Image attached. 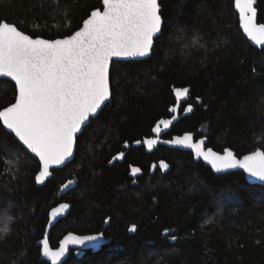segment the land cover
Listing matches in <instances>:
<instances>
[{"label":"trees","instance_id":"trees-1","mask_svg":"<svg viewBox=\"0 0 264 264\" xmlns=\"http://www.w3.org/2000/svg\"><path fill=\"white\" fill-rule=\"evenodd\" d=\"M101 2L0 0V21L33 37L62 38ZM160 5L164 26L151 57L113 63L111 100L78 137L74 160L46 184L35 180L38 160L0 127V226L14 218L0 239V264H49L36 244L61 201L72 209L50 233L53 248L68 233L104 231L111 240L97 253H70L64 264H264V187L241 172L215 175L189 152L135 146L171 117L175 89L188 88L193 112L181 110L166 139L191 133L238 157L264 151V48L245 37L234 0ZM254 7L264 23V0ZM15 94V85L0 79V109ZM133 167L142 171L136 179ZM69 180L72 188L58 200Z\"/></svg>","mask_w":264,"mask_h":264},{"label":"snow or ice","instance_id":"snow-or-ice-1","mask_svg":"<svg viewBox=\"0 0 264 264\" xmlns=\"http://www.w3.org/2000/svg\"><path fill=\"white\" fill-rule=\"evenodd\" d=\"M255 3L256 0H234V7L239 10L243 32L255 44L264 46V23L257 22ZM163 24L158 0H102L101 7L91 10L78 30L62 38H34L16 24L0 21V76L10 77L17 89L14 102L0 109V127L10 130L18 143L38 157L42 170L36 175V182L44 183L53 166L70 162L90 117L95 118L109 100L113 58L150 56L154 40L162 35ZM188 94V88L175 89L177 103L170 108L173 116L159 120L152 129L157 138L176 119L180 100ZM192 110L190 104L185 109L189 113ZM146 143L151 149L157 139H148ZM165 143L191 149L196 158H202L217 172L240 168L264 181V151H254L242 159L231 150L221 155L212 148L205 149V140L194 141L192 134ZM123 156L121 152L117 158ZM160 166L168 167L163 162ZM140 171L131 168L133 175ZM72 183L69 180L63 187L67 189ZM68 208L64 203L52 209V219ZM135 230L133 225L131 231ZM102 237L103 233L69 234L58 250H53L45 235L40 241L42 255L51 264H60L69 245L88 243L98 247ZM171 238L176 239L174 235Z\"/></svg>","mask_w":264,"mask_h":264},{"label":"water","instance_id":"water-1","mask_svg":"<svg viewBox=\"0 0 264 264\" xmlns=\"http://www.w3.org/2000/svg\"><path fill=\"white\" fill-rule=\"evenodd\" d=\"M158 2L160 3V0H158ZM101 5H102V2H101ZM237 10H238V9H237ZM238 12H239V10H238ZM162 19H163V18H162ZM163 21H164V20H163ZM163 26H164V24H163ZM241 27H242V25H241ZM242 30H243V29H242ZM243 33H244V32H243ZM244 35H245V37L248 39V41L250 42L251 45H253V46H255V47H259V48H264V46L257 45V44H255L254 41H251L250 38L247 37L246 33H244ZM34 38H35V37H34ZM41 38H42V37H41ZM155 41H156V40H154V46H155ZM151 55H152V53H151L150 56H148V57H138V58H113L112 65H113L114 62H130V61H141V60H146V59H149V58L151 57ZM112 65L110 66V78H111V69H112ZM0 79L9 80L10 82H12V83L15 85V82L12 81L10 77H3V76H0ZM110 90H111V95H110L109 100L106 101L104 105H102V107H101L100 110H98L97 114H95V118L99 115V113H100L101 110L106 106V104L111 100V97H112L111 83H110ZM16 93H17V89H16ZM174 96H175V91H174ZM188 98H189V94H188V97H187V98H181V100H180V110H181L182 105L185 104V103L187 102ZM175 99H176V103H177V98H176V96H175ZM175 105H176V104H175ZM188 105H189V104H188ZM188 105H187V106H188ZM187 106H186V108H187ZM191 106H192V105H191ZM186 108H185V109H186ZM185 109H184V115L189 116V115L192 114L193 110H192V112L189 113V112L185 111ZM192 109H193V107H192ZM169 112H170V111H169ZM170 115H171V117L173 116V114H172L171 112H170ZM175 115H176V119L173 121V123L169 126V128H168L167 130H164V131L161 132V134H160V136H159L158 138L155 136V134H154L153 131H152V137L147 138V139H144L143 141H139L140 143H137V142H136L135 146H137V147H141V146L144 147L145 150H146L148 153H152V152H153L156 148H158L159 146H166V147H168V148H170V149H176V150H181V151H184V152H189V153H191V154L193 155V159H194L195 162H202L205 166L209 167L215 175H225V174L234 173V172H241V173L244 174L245 179H246V181L248 182V184H250V185H258V186H262V187H264V181H260L258 178H255V177L250 176V175H249L246 171H244L243 169H240V168H235V169H225V170H222V171H220V172H217L215 169H213V168L211 167V165L208 164V162L204 161L202 158H196L194 152H193L191 149H188V148H186V147H184V146L174 145V144H171V143H165V141H171V140H174V139H175L176 137H178V136H183V135H184V134H182V135H174V136H172V138H171L170 140L164 138V136H165L166 134H168V133L171 131L172 127H173V126H174V125L180 120V118H181V116H180V111H179L178 113H176ZM171 117H170V118H171ZM170 118H167V119H170ZM92 119H94V118H91V117H90V121H91ZM167 119H165V120H167ZM90 121L88 122V125H89ZM158 122H159V121H158ZM158 122H157V123H158ZM4 129H5V127H4ZM84 129H85V128H84ZM5 130H6V129H5ZM6 131L10 133V130H6ZM186 134H191V133H186ZM12 135L14 136V134H12ZM192 135H193V134H192ZM79 136H80V135H79ZM16 139H17V138H16ZM148 139H157V143L154 144L153 147H152L151 149L148 148L147 143H146V141H147ZM193 139H194V141H198L199 139H204V140H205V149L209 148V147H207L208 140H207L206 138H196V137L193 135ZM17 140H18V139H17ZM20 144H22V143H20ZM23 147L26 149V146H23ZM76 149H77V145H76V147H75V149H74L73 157L70 158V162H67V161H66L64 165L53 166L52 168H50L49 171H50L51 175H50L48 178H46V180L44 181V183L41 184V183H38V182H37L38 186H42V185L46 184V182L52 178V176H53V171H55V170H60V169L64 168L67 164L71 163V162L74 160V158H75V155H76ZM212 150H213V149H212ZM227 150H231V149H227ZM258 150H261V149H258ZM27 151H28L32 156L35 157V154H32V153L30 152V150H27ZM213 151H215V150H213ZM231 151H233V150H231ZM256 151H257V150H256ZM261 151H262V150H261ZM215 152H217V151H215ZM224 152H225V151H224ZM224 152H221V153H220V152H217V153L223 155ZM233 152H234V151H233ZM251 153H252V152H251ZM251 153H249V154H251ZM234 154L236 155L235 152H234ZM249 154H246V155H249ZM236 156H237V155H236ZM244 156H245V155H244ZM237 157H238V156H237ZM35 158L38 160V157H35ZM238 158L242 159L243 156H242V157H238ZM137 168H139V167H137ZM161 168H162V167H161ZM167 168H168V167H167ZM167 168H166V169H165V168H162V169H163V170H167ZM41 170H42V165L40 164V170H39V171H41ZM38 173H39V172H38ZM37 175H38V174H37ZM141 175H142V171H140L139 173H137V174H135V175H133L132 172L130 173V177L133 178V179H136V178L140 177ZM63 186H64V185H63ZM63 186H62V188H61V190H60V193H59V195H58V200H60V199L62 198V196L65 195V194H66V193L72 188V184H71L67 189H65ZM64 203H67V204L69 205V208H68L67 210L63 211V212H62V213H61V214H60L55 220H53V219H52V216H51V211H52V209L57 208V207H59L61 204H64ZM52 209L49 211V217H48V222H47V225H46V229H45L44 236L47 235L48 240H49V246H50L53 250H58V248H59L61 242L64 240V238H65L67 235H69V234H72V235H78V234H75V233H68V234H66V235H65V236L59 241L58 247H57V248H53V247L51 246L50 239H49V238H50V233H51L52 229L55 227V225H56L60 220L65 219V218L69 215V213H70V211H71V209H72V204L69 203V202H66V201H63V202L61 201V202H59V204H57L56 206H54ZM100 233H103V237H102V239L98 242V243H99V246H98V247H93L91 244H88V243H86L85 245H69V247H68V251L66 252L65 256L61 258V262H60V264H64V262L68 259L69 255H70V253H71L72 251H76V255H77V256H81V255H83L84 252H87V251H91V253H97V252H99V251H100L105 245H108V244L110 243V241H111L110 239L106 238V236H105V234H104V231H102V232H100ZM100 233H98V234H100ZM98 234H88V235H98ZM44 236H43V238H44ZM79 236H87V235H79ZM43 238H42V239H43ZM42 239H40V240L37 242V244H36V245L40 248V257H41V260L46 261V262H48L49 264H51L50 259L47 258V257H43V255H42V244L40 243V241H42Z\"/></svg>","mask_w":264,"mask_h":264},{"label":"clouds","instance_id":"clouds-1","mask_svg":"<svg viewBox=\"0 0 264 264\" xmlns=\"http://www.w3.org/2000/svg\"><path fill=\"white\" fill-rule=\"evenodd\" d=\"M13 222H14V218L11 216H7L4 218L2 226H0V237L8 234V232L11 230V224Z\"/></svg>","mask_w":264,"mask_h":264},{"label":"flooded vegetation","instance_id":"flooded-vegetation-1","mask_svg":"<svg viewBox=\"0 0 264 264\" xmlns=\"http://www.w3.org/2000/svg\"><path fill=\"white\" fill-rule=\"evenodd\" d=\"M187 105H188V104H186V103L183 104L182 107H181V110L185 109ZM181 110H180V112H181ZM183 113H184V112H183ZM164 138H165V136H164ZM72 252L76 253V251H72ZM72 252H71V253H72ZM84 253H85V252H84ZM84 253H83V254H84Z\"/></svg>","mask_w":264,"mask_h":264}]
</instances>
